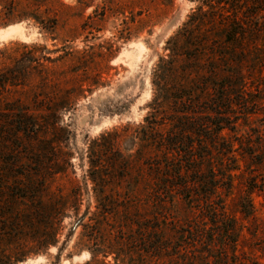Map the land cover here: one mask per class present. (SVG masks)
Returning a JSON list of instances; mask_svg holds the SVG:
<instances>
[{"label": "rangeland", "instance_id": "rangeland-1", "mask_svg": "<svg viewBox=\"0 0 264 264\" xmlns=\"http://www.w3.org/2000/svg\"><path fill=\"white\" fill-rule=\"evenodd\" d=\"M200 1L0 0V31L17 25L24 31L23 36L0 35V165L8 163L28 170L39 167L42 174L62 167L64 174L53 178L46 175L52 189H76L80 194L74 204L57 200L56 210L50 200L41 199L40 208L32 199L7 190L11 186L19 193L16 187L25 189L22 185L26 179L36 182L40 177L0 176V186L4 187L0 188V227H58V244L48 249L30 240L29 232L19 239L1 236L0 259L11 264H86L93 256L106 264H114L116 257L120 264H264V197L257 190L250 194L255 219L242 221L236 205L239 197L249 193L250 184L264 185L263 50L235 53L225 68L238 75L235 83L239 86L229 114L234 132L223 131L234 140L240 168L236 172L240 178L234 181L228 199L233 214L245 226L237 247L232 243L237 236L226 237L218 227L212 232L215 246L196 244L191 240L196 237L193 227H187L183 206L166 214L169 221L174 216L177 222L163 225L167 233L163 236L170 245L160 252L143 241L153 238L150 233L154 228H148L141 237V223L156 225L152 214L141 217L126 216L120 210L108 215L97 212L101 193L94 190L89 176L91 161L112 156V151L97 140L106 133L113 138L117 131L121 152L134 151L129 152L134 147L124 135H131L150 111L153 72L161 58H169L175 44L184 45L181 39L168 42L183 32ZM247 2L249 7L264 5V0ZM237 3L233 16H247L251 26L261 24L258 34L264 38V10L249 13L241 6L242 1ZM61 104L66 108L60 106L58 124L51 133L28 136L9 128L14 124L9 120L21 109L38 119L51 118L50 109ZM107 169L115 173L113 168ZM111 184L106 193L115 187ZM38 212L40 217L36 218ZM130 238L135 239L131 244ZM224 239L226 244H220ZM180 246L183 248L177 249ZM30 251L38 252L23 257ZM203 252L206 258L192 259L195 253L201 256Z\"/></svg>", "mask_w": 264, "mask_h": 264}, {"label": "trees", "instance_id": "trees-1", "mask_svg": "<svg viewBox=\"0 0 264 264\" xmlns=\"http://www.w3.org/2000/svg\"><path fill=\"white\" fill-rule=\"evenodd\" d=\"M237 1L201 0V4L190 15L183 32L168 42L178 43L181 39L184 45L179 47L175 44L170 49L169 58H161L153 72L154 93L148 104L150 111L131 135H124L134 147L129 150H134L132 153L121 152V136L117 131L113 138H108L109 134L106 133L102 134L101 140H97L104 144L105 150L112 151L111 157H97L91 161L89 176L95 185L94 190L101 193L97 197V212L108 215L120 210L126 216L141 217L152 214L156 225L141 223L139 227L144 230L141 237L148 228H154L150 233L153 238H145L143 241L145 245L152 244V248L158 252L170 245L169 239L163 236L167 234L163 225L177 222L174 216L169 221L166 214L169 216L173 209L181 206L187 213V227H193L196 239L191 240L196 244L209 242L208 247L215 246L216 239L213 240L212 232L218 227L226 237L229 234L237 236L232 241L234 247H237L241 228L245 227L233 214L228 201L233 192L234 181L240 178V173H236L240 168L234 140L228 138L229 134L223 131L227 129L234 132L229 114L239 86L235 83L238 75L235 76L233 71L225 68H229L233 61L231 56L235 53L264 51V38L258 34L262 31L261 24L253 23L251 26L247 16L244 19L233 16ZM241 1V6L249 13L264 10L262 3L249 7V0ZM246 32L253 34L245 36ZM63 104L50 109L51 118L38 119L26 109H21L14 119L9 120L14 122L9 128L15 133L28 136L40 132L51 133L58 124L56 119L60 108H66ZM20 167L18 169L19 165L2 164L0 176L30 178L35 175L40 179L36 182L32 178L26 179V183L22 185L25 189L20 191L16 187L19 193L13 191L15 189L11 186L7 187L8 191L21 194V198L32 199V203L39 204L40 208L41 199L48 202L50 200L55 210L57 200H71V204L78 202L80 194L76 189L70 192H66L64 188L53 190L46 178L48 174L51 178L64 174L62 167L43 174L39 167H30L33 172ZM107 167L113 168L115 173H109ZM111 181H116L112 183L115 187L110 189L111 193H106ZM254 190L264 197V185L256 186L252 183L249 185V193L237 200L242 221L256 218L255 206L250 196ZM40 194H43L42 197ZM15 196L17 197H11L14 199ZM64 205L69 206L66 203ZM39 207H35L37 211L40 210ZM37 215L36 218H39V212ZM42 228L48 231L44 232ZM26 232L30 233L29 239L36 242L39 248L48 249L58 244V227H0V237L19 239ZM206 237L207 240L204 241ZM134 240L130 238L129 244ZM95 242L97 247L101 246L98 239ZM219 243L225 245L226 239ZM182 248L180 246L177 249ZM31 252L38 251H30L23 257L32 254ZM205 255L204 252L201 256L195 253L192 259H204ZM95 263L106 264L104 261H97L94 256L86 264ZM0 264L11 262L0 259ZM114 264H120L118 257Z\"/></svg>", "mask_w": 264, "mask_h": 264}, {"label": "bare ground", "instance_id": "bare-ground-1", "mask_svg": "<svg viewBox=\"0 0 264 264\" xmlns=\"http://www.w3.org/2000/svg\"><path fill=\"white\" fill-rule=\"evenodd\" d=\"M16 34H19L21 36L24 35L23 28L21 26H19V25L11 26V27H8V28L3 29L2 31H0V35H2V36H14Z\"/></svg>", "mask_w": 264, "mask_h": 264}]
</instances>
